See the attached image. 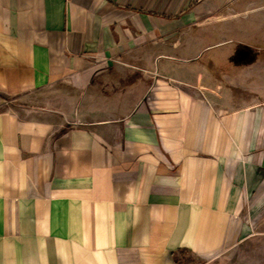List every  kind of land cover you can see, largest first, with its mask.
<instances>
[{
    "label": "crops",
    "instance_id": "0c3cea01",
    "mask_svg": "<svg viewBox=\"0 0 264 264\" xmlns=\"http://www.w3.org/2000/svg\"><path fill=\"white\" fill-rule=\"evenodd\" d=\"M232 1L0 0V264H264V96L194 47Z\"/></svg>",
    "mask_w": 264,
    "mask_h": 264
},
{
    "label": "rangeland",
    "instance_id": "374dc122",
    "mask_svg": "<svg viewBox=\"0 0 264 264\" xmlns=\"http://www.w3.org/2000/svg\"><path fill=\"white\" fill-rule=\"evenodd\" d=\"M228 7L239 14L209 25L194 47L200 50L203 45L221 40L200 52L205 68L222 81L237 85L238 80L256 87L264 96V0H233ZM15 103L0 96V111Z\"/></svg>",
    "mask_w": 264,
    "mask_h": 264
}]
</instances>
